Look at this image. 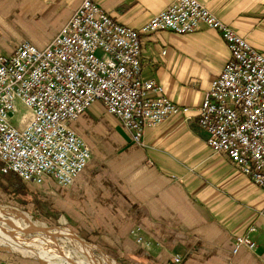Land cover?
Listing matches in <instances>:
<instances>
[{
    "label": "crops",
    "instance_id": "obj_1",
    "mask_svg": "<svg viewBox=\"0 0 264 264\" xmlns=\"http://www.w3.org/2000/svg\"><path fill=\"white\" fill-rule=\"evenodd\" d=\"M94 1L118 22L140 28L174 0ZM200 1L264 51V0ZM81 2L0 0V9L20 17L9 21V29L36 15L29 30L52 31L51 35L27 40L44 47ZM3 40L1 46L11 41ZM13 40L18 47L26 39ZM229 54L221 33L212 28L143 36L144 76L155 77L169 98L191 110L146 127L139 144L102 104L88 108L72 127L79 133V123L99 124L102 119L103 129L112 132L101 141L105 150L96 151L70 187L53 179L34 184L39 204L35 212L62 209L64 221L124 264H264V190L225 155L211 151L197 119L196 108ZM160 58L163 61L156 63ZM252 224L255 230L250 231ZM238 234H249L257 242L256 250L242 247L235 253ZM177 254L179 263L173 261ZM0 264L37 263L1 252Z\"/></svg>",
    "mask_w": 264,
    "mask_h": 264
},
{
    "label": "built area",
    "instance_id": "obj_2",
    "mask_svg": "<svg viewBox=\"0 0 264 264\" xmlns=\"http://www.w3.org/2000/svg\"><path fill=\"white\" fill-rule=\"evenodd\" d=\"M203 27L218 30L230 54L196 108L198 123L208 146L264 190V51L200 0H174L140 28L118 22L94 0H82L46 46L25 40L0 54L3 171L31 184L53 179L72 186L92 157L72 123L97 103L139 144L146 127L189 112L155 77L144 76L143 36ZM234 245L235 253L257 248L249 234L236 235Z\"/></svg>",
    "mask_w": 264,
    "mask_h": 264
},
{
    "label": "rangeland",
    "instance_id": "obj_3",
    "mask_svg": "<svg viewBox=\"0 0 264 264\" xmlns=\"http://www.w3.org/2000/svg\"><path fill=\"white\" fill-rule=\"evenodd\" d=\"M35 18H36V15L30 14L25 19H23V25L22 26H17L14 23V27L12 29H9V24H8V23H10L9 21L20 20V17H19V15H16L14 12L13 13H10V12L4 13V12H1V9H0V40H2V39L7 40V41L11 40L8 42L7 45H4V46L0 45V54L7 55V54L11 53V51L17 46L15 40H13L15 38L26 39V40L31 39L32 40V37L34 35H35V38H41V36H44V35H48V36L51 35L52 31H46L45 32V31H33V30L30 31L29 30L32 26H35V25H30V22H35ZM16 40H18V39H16ZM35 45H37V44H35ZM37 46L41 47L39 45H37ZM155 61H156V63H158V62L163 61V60H162V58H160V59H156ZM100 118H102V117H100ZM101 122H103L102 119L100 120L99 124L93 123V124L85 125V124L79 123L80 128L78 129V131L82 135V137L86 141L89 142L88 144L91 147V150H92L91 159L94 158L97 150L98 151L105 150V149L100 148L101 141L108 140L109 137H111V135H112L111 131H109V130L106 131L103 129ZM81 125H83V126H81ZM122 130L124 131L123 128H122ZM124 132H126V130ZM103 137H104V139H103ZM107 145H109V143H107ZM211 151L214 152L212 149H211ZM214 153H216V152H214ZM2 168H3V164L0 161V205H9V206L17 208L23 212H26L29 215H31L35 220L46 224L48 227H50L52 229L67 228V229L73 230L76 234H80V232L78 230H75L74 227H71V225H69V223H67L66 221H64V219H62V215H63L62 209L56 210L54 213L53 212L52 213L41 212L40 214L36 213L35 212V204L37 206H39V204L37 202H35V190H36L35 185L23 181L19 176H17L16 174H14L12 172H4ZM172 177L176 178V179L180 178V180H181V177H178L177 175H172ZM20 185L23 186L22 191H20V190L16 191L18 186H20ZM28 191L31 192L32 195ZM16 192H19V193L15 194ZM251 226H254V224H252ZM4 228H7L9 230L12 229L11 225H9V224H5ZM29 234H31V235H29ZM29 234H27L28 237H27V235L23 236L22 240L11 238V241L13 240L14 242L20 243V244H22V246L32 249V251L33 250L35 251V249L39 248V247L42 250H45V248H47L45 245L46 244L48 245L50 243L49 242L50 239H48V238H45V237L41 238L40 236L36 235L34 232H30ZM30 236H32V237H30ZM36 240H38V241H36ZM59 244H60L59 248H58V250L55 249L56 251L54 252V254L50 253V255H49V252H47L45 254L46 256H44V257L38 256V254H36L34 252L31 255H28V254L26 255V254L21 253L19 251L12 250V249L8 248V246H0V253L4 252L8 256H10L11 258L18 260V261L33 260L37 264H51L50 262L48 263V261L46 260L47 256H48V259H51L52 261H55L57 259L59 261H63V260L70 261V260H72L73 262H76L77 256L69 251V248H70L69 243L59 241ZM49 247L50 246H48V248ZM94 247L97 251L96 252L97 258L100 257V255H104V256H106V258L108 260L109 259L113 260L115 262V264H124L123 261L120 259L121 257L116 256L112 251L108 250L111 252V254L113 256L107 252H102V251L98 250L96 246H94ZM59 254H61V255L59 256Z\"/></svg>",
    "mask_w": 264,
    "mask_h": 264
},
{
    "label": "bare ground",
    "instance_id": "obj_4",
    "mask_svg": "<svg viewBox=\"0 0 264 264\" xmlns=\"http://www.w3.org/2000/svg\"><path fill=\"white\" fill-rule=\"evenodd\" d=\"M5 224L11 225L12 229L9 230L7 228H4ZM30 232H34L36 235L40 236L41 238L45 237L50 239L49 240L50 243L48 245L47 244L45 245L47 247L45 248V250H42L39 247L36 249L34 248L35 251L34 250L32 251V249L26 248L22 246V244L20 243L14 242L13 240L11 241V238L22 240L23 236L29 234ZM59 241L69 243L70 245L69 251L77 256V260L76 262H73L72 260L59 261L57 259L55 261H52L51 259H48L47 256L46 260L48 261V263L50 262L51 264H115L113 260L110 259L108 260L104 255H100V257L97 258L96 256L97 251L95 247L82 240L73 230L67 228L52 229L48 227L46 224L35 220L31 215H29L26 212H23L9 205H0V246H8V248L15 251H19L26 255L27 254L31 255L34 252L38 254V256L44 257L46 256L45 254L47 252H49L50 255V253L54 254V252L56 251L55 249L58 250L60 245ZM48 246L50 247L48 248ZM60 255L61 254H59V256Z\"/></svg>",
    "mask_w": 264,
    "mask_h": 264
},
{
    "label": "water",
    "instance_id": "obj_5",
    "mask_svg": "<svg viewBox=\"0 0 264 264\" xmlns=\"http://www.w3.org/2000/svg\"><path fill=\"white\" fill-rule=\"evenodd\" d=\"M77 235H78L79 237H81L82 240H84L85 242L89 243L90 245H94V246H96L98 250H100V251H102V252H106L105 249H103L102 247L98 246L96 243H94V242H92V241H90V240H88V239L82 237L80 234H77Z\"/></svg>",
    "mask_w": 264,
    "mask_h": 264
},
{
    "label": "trees",
    "instance_id": "obj_6",
    "mask_svg": "<svg viewBox=\"0 0 264 264\" xmlns=\"http://www.w3.org/2000/svg\"><path fill=\"white\" fill-rule=\"evenodd\" d=\"M22 188H23V186H18V188H17V190L16 191H18V190H20V191H22ZM19 192H16L15 194H18Z\"/></svg>",
    "mask_w": 264,
    "mask_h": 264
}]
</instances>
